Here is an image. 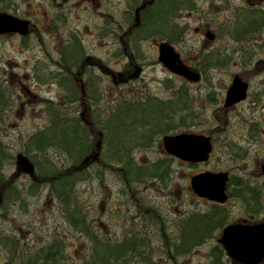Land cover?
<instances>
[{
    "label": "rangeland",
    "instance_id": "rangeland-1",
    "mask_svg": "<svg viewBox=\"0 0 264 264\" xmlns=\"http://www.w3.org/2000/svg\"><path fill=\"white\" fill-rule=\"evenodd\" d=\"M59 1L60 4L57 6L56 0H0V7L5 6L6 2H11L13 6L17 5L14 9H19L20 15L31 13L34 21L38 14L41 27L38 40L33 35L27 41L26 47H22L18 40L0 41V59L3 65L0 70V83L1 89L6 90L7 93L4 96H8L10 101L4 112L0 109V141L6 151L14 156L12 163L9 158L4 167L5 176L9 182L0 185V204L4 194L13 185L25 195V204L14 203L7 210L0 208V235H4L3 239L0 236V264H44L42 257L45 250L54 246L58 241L62 244L60 247L62 256L57 253L54 256L56 260L52 263L83 264L87 260L90 263L96 262L97 254L100 252L99 247L102 249L103 246L102 241L111 240L108 242L110 244L112 239H118L123 229V219L127 217L125 211H120V208L124 207L122 202L127 200L122 199L124 197L121 190L123 188L127 190L132 183L139 185V193L132 203L136 207L140 204L141 213L168 215L177 213V209L179 212L191 214L198 209L207 208L197 202V196L190 186L191 177L197 175L200 169L167 160L158 141L163 137L162 134L158 138H153L151 143L132 146L134 162L128 170L117 162L109 164L103 161L100 157V149L103 150L108 144L103 143V134L85 120L83 123L93 128L90 132L94 137V150L78 165L72 163L69 167V170L86 173L84 175L87 177L85 180L74 183L75 201L71 210L75 211L73 216L70 215V220L75 221V225L70 223L65 205L59 203L51 194L48 184L40 185L37 192L30 193V185L35 182L36 175L32 164L20 154L22 145L27 137L47 123L44 113L45 104L49 101L66 102L63 95L66 89L60 85L58 80H49L42 74L40 78L42 84L38 82V86L31 85L29 80H31V70L36 57L47 75L62 73L65 76L64 81L70 86L76 75H79L81 79H87L90 73L88 66L91 65L89 78H94V80L90 96L93 101L98 102L101 95L99 91L105 92V101L102 105L112 103L114 105L119 96L131 94L135 87L142 91L141 95L144 93L143 97L151 96L154 101H177L183 96L181 100L184 101V105L186 101V106L182 105L181 112L177 108H175L176 112H170V115L176 118V126L181 124L180 119L185 118L191 132L208 133L212 130V125L207 120L211 115V106L204 100L212 91L208 88L211 85L205 83L199 85L196 82L185 81L178 76H171L158 60L156 46L160 41L169 42L168 37L172 38L171 33L157 31L152 36L154 32H149V34L145 32L148 36L144 35L140 38L137 31L125 30L123 43L120 44L116 42L119 37H116L115 33L109 35L101 27L96 26V15L92 14V11H82V7L74 5L73 0ZM233 31L230 28L217 30L219 39L209 41L206 38L201 39L193 28L184 30L183 36L182 31L176 30L173 34L176 42L170 44L174 46L182 62L189 68L197 71L203 62L205 68H212L213 59L219 54L227 55L231 53L232 48L244 49V44L234 45L226 39L232 38ZM236 33L243 38V30L236 31ZM237 35L234 34V37L237 38ZM73 36L81 41L85 52L84 57L81 55L80 58L81 52L76 57L81 65L77 69L72 65L70 69V66L63 67L61 64L63 45L71 41ZM144 38L147 39L144 40ZM74 63L76 64L77 61H73L72 64ZM95 64L103 65L104 70L99 71L95 68L96 70L93 71ZM232 64L233 62H230V69ZM77 70L79 74H76ZM122 70L127 80V75L130 74L131 89L125 86L128 83L125 82L126 80H123L124 88L118 89V86H121V80L118 77ZM100 74L103 75V89L100 88L99 82L101 81L98 77ZM81 86L79 83L76 84L77 88L72 86L75 92L74 96H68L69 99H74L76 93L77 98L80 97ZM86 86L87 83L84 87ZM31 89L33 90L31 95L35 98L26 93ZM84 104L82 109L77 108V116L85 112L88 118L91 111H86V103ZM92 110V122H95L102 115L101 111L93 108ZM109 147L112 146L108 145ZM50 154L59 162L65 161L64 157L58 153L51 152ZM152 164H159L158 172L161 176L151 177L148 174ZM221 164H223L222 168H227L229 165L227 158H222ZM165 165L168 167L166 175ZM213 165H215L214 161ZM167 176L168 188L163 184ZM130 213L134 214L132 210ZM79 218L82 219L81 222L76 220ZM76 222L80 224L76 226ZM88 233L102 236L101 238L96 236L99 246L93 251L90 240L96 239L86 237ZM8 236L13 240L10 243H7ZM146 258L147 255L142 256L140 264L145 262Z\"/></svg>",
    "mask_w": 264,
    "mask_h": 264
},
{
    "label": "flooded vegetation",
    "instance_id": "flooded-vegetation-1",
    "mask_svg": "<svg viewBox=\"0 0 264 264\" xmlns=\"http://www.w3.org/2000/svg\"><path fill=\"white\" fill-rule=\"evenodd\" d=\"M73 3L82 7V11H92V14L96 15V26L101 27L109 35L115 33L116 37H119L116 42L120 44L123 43L125 30L137 31L141 38L145 32L147 34L154 32L153 36L156 34L155 31L166 32L170 30H180L183 36V31L190 28L195 29L201 39H208L206 37L207 32H212L215 38L213 40L208 39L209 41L219 39L217 30L230 28L234 30L232 38L226 39L234 45L244 44V49L232 48L231 53L227 55L219 54L213 59L212 68H205L203 62L201 68L195 71L199 74L197 82L199 85L204 83L211 85L208 88L212 91L204 100L206 104L211 106V115L207 120L212 125V130L208 133L191 132L185 127L182 130L166 134H196L210 138L212 152L209 159L196 165L189 164L167 154L163 138L158 140L167 160L173 163L179 162L185 166L200 169L198 174L206 172L227 173L226 201L220 203L197 196V202L202 207H207L204 210L198 209L195 213L188 214L176 209L177 213L175 214L150 215L149 212H140V204L136 207L132 203L139 193V185L132 183L131 189L123 188L121 190L124 197L122 199L127 201L122 202L124 207L120 208V211H125L127 218L123 219L124 226L118 239H112L110 244L108 242L111 240L102 241L103 246L102 249L99 247V253L102 254L101 259L103 261L98 262L97 259L96 262L90 263L87 260L83 264H140L141 257L144 255H147V258L141 264H245L230 257L221 240L225 229L233 225L262 226L264 230V0H73ZM56 4L58 6L60 1L56 0ZM15 6L11 2H6L5 6L0 7V13H8L29 21V33L26 36L19 34L1 35L0 41L5 39L18 40L22 47H26L27 41L33 35H35L36 40L39 38L41 30L39 15H36V22L31 13L20 15L19 9H14ZM71 9L73 8L71 7ZM235 30H243V38H240ZM234 34L237 35V38L234 37ZM221 40L223 39L221 38ZM164 42L166 41H160L156 46L158 56L159 46ZM70 43L71 45L76 44L74 49L77 48L78 54L81 52L80 58L81 55L84 57L85 52L81 41L73 36L72 40L69 41ZM36 58L31 70V80H29L33 86H38V82L42 84L40 78L43 74V68L37 61L38 57ZM74 61H77L76 64H72L75 69L81 66L79 59H74ZM230 62H233L231 69L229 68L231 67ZM1 68L3 65L0 59V70ZM88 68L90 69L89 76H91L92 66L89 65ZM93 68V71L96 70L95 68H98L99 71L104 70L103 65L98 64H95ZM75 69L72 70L73 73ZM125 72L128 73V71ZM77 73H80L79 70L76 71ZM120 73L118 78L121 80V86L124 84L123 80H126L125 82L128 83L125 86H129L130 88L127 89H131L130 74L127 75V80L123 70ZM85 76L87 77V74ZM89 76L84 80L76 75L72 80L74 88H77V83L82 85V96L77 98L78 101L70 103L76 115L77 108L81 107L82 109L86 103L85 110L91 111V115L93 113L92 108L101 111L102 117L95 122L106 124L112 120L109 115L112 114L113 109L126 107L138 109L154 104L151 96L146 97L145 95L143 97L144 93L141 95L142 91L135 87L131 94L119 96L114 105H112L113 103L102 105L106 93L99 91L101 94L99 101H93L90 90L94 78L90 79ZM98 77L101 81L99 82L100 88L103 89V75L100 74ZM237 78L244 85V97L232 104H227L228 92ZM85 83H87L86 87H84ZM121 86H118V89L124 88ZM4 91V95H7L6 90ZM32 92L31 89L26 93L33 97ZM25 98L27 99V96ZM3 99H6L4 100L6 102L0 104V109H3L4 112L10 101L8 96H4ZM82 99H84V103L81 101ZM91 115L87 118L83 112L79 118L82 122L85 120L89 124H93ZM117 121L131 125H147L150 122V120L140 118H126ZM131 129L143 130L139 127ZM127 138L131 137L128 136ZM118 142L103 139L105 145L114 147L118 143L121 148L129 149L132 155V145L129 140L122 143V137H120ZM108 145L105 148H108ZM224 157L229 163L227 168H222L221 160ZM211 161L212 163L214 161V168ZM167 168L165 165V175ZM167 179L168 176L163 180L166 188L169 187ZM124 184L129 185L128 183ZM124 184L122 185L126 187ZM70 193L74 198V185ZM131 210L134 214L130 213ZM96 236L102 237L96 233L86 235L91 239H96ZM11 238L8 236L7 243L13 241ZM16 241L18 240L16 239ZM90 241L93 251L99 244L97 239ZM259 264H264V259Z\"/></svg>",
    "mask_w": 264,
    "mask_h": 264
},
{
    "label": "trees",
    "instance_id": "trees-1",
    "mask_svg": "<svg viewBox=\"0 0 264 264\" xmlns=\"http://www.w3.org/2000/svg\"><path fill=\"white\" fill-rule=\"evenodd\" d=\"M168 32L172 34V38L168 37L169 43L176 42L173 37V34H175L176 31L171 30V32ZM75 47L76 44L71 45V43L69 44V41L63 45L61 52V64L63 67H69L72 65L74 59L77 60L76 57L79 55L77 48L74 49ZM43 75L48 77L49 80H58L60 85L65 87L66 90L63 95L66 102L61 101L59 103L49 101L48 104H45L44 113L49 122L27 137L22 145L20 154L32 164L34 174L36 175L35 182L32 181L33 183L30 185V193L33 194L37 192L40 185L48 184L50 186L51 194L59 201V203L61 202L62 205H65V211L69 215V221L71 224L73 223L75 225V221L70 220V215L73 216L75 211L71 210L74 206L75 199L72 198L70 191L73 188L75 181H82L87 179V177L84 175L86 173L69 170V167L72 163L78 165L92 152V150H94V137L90 132L93 128L98 129V131L103 134L104 140L107 139V141L110 142H118L120 137H122V143L129 140L131 145L134 146L136 144L151 143L153 138H158L161 134L165 135L189 127L185 118L180 119L181 124L176 126L177 122L175 121V116L170 115V112L177 111L175 108L181 112L182 105L186 106V101L184 105V101L181 100L183 99L182 96V98H179L177 101L169 102L154 101L152 99L154 104L146 108L139 107L138 109H131L130 107H126L123 109H113L112 114L109 115V118L112 120H109L106 124H103L102 122H94L92 128L90 125H85L75 114V110L70 108V103L77 101L78 94L76 93L74 99H69L68 96H74L73 93L75 91L72 84V86H70L68 82L66 83V81H64V74L51 73L50 75H47V72L43 71ZM4 93L5 91L4 89H1L0 83V104L6 102L4 101L6 99H3ZM126 118L147 119L150 120V122H148L147 125H131L126 122L117 121ZM138 127L143 128V130L131 129H137ZM128 136L131 138H127ZM118 143L114 147L107 148L106 152L105 148L103 150L100 149V157L106 163L114 164V162H117L129 170V168L133 166V157L129 149L125 147L121 148ZM51 152L62 155L65 161L59 162L55 160L51 156ZM9 158L12 163L14 156L6 151L4 145L0 141V185L9 182L4 173V167ZM159 168V164H153L148 174H150L151 177L161 176V173L158 172ZM9 189L10 191L8 192ZM9 189L2 198L0 208H5L7 210L11 208L14 203L25 204V195H23L18 187L13 185ZM76 220L79 222L82 221L81 218ZM79 222H76V226L80 224ZM3 236L4 235L1 236L2 239ZM60 247H62V244L58 241L54 246L45 250L46 252L42 257L44 264H54L52 262L56 260L54 256L57 253L59 256H62ZM97 255L98 257L96 259H98V262L103 261V259H101L102 254L99 253Z\"/></svg>",
    "mask_w": 264,
    "mask_h": 264
},
{
    "label": "water",
    "instance_id": "water-1",
    "mask_svg": "<svg viewBox=\"0 0 264 264\" xmlns=\"http://www.w3.org/2000/svg\"><path fill=\"white\" fill-rule=\"evenodd\" d=\"M29 21L8 13H0V36L4 34L29 33ZM206 37L213 40L215 35L207 32ZM159 61L171 73L191 82H198L199 74L185 66L175 48L162 43L159 46ZM244 85L237 78L228 92L227 104H232L244 97ZM166 152L184 162L198 164L206 162L212 152L211 139L196 134L168 135L163 138ZM228 181L227 173L206 172L191 178V188L194 193L210 201L223 203L226 201L225 187ZM227 253L236 261L245 264H259L264 259V230L262 226L244 227L229 226L225 229L223 238Z\"/></svg>",
    "mask_w": 264,
    "mask_h": 264
}]
</instances>
